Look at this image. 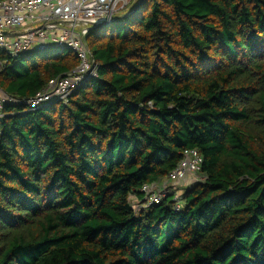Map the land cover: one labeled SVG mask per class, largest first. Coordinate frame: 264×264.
I'll return each mask as SVG.
<instances>
[{"label":"trees","instance_id":"obj_1","mask_svg":"<svg viewBox=\"0 0 264 264\" xmlns=\"http://www.w3.org/2000/svg\"><path fill=\"white\" fill-rule=\"evenodd\" d=\"M122 11L86 35L96 75L66 101L26 104L74 52L0 49V264H264V0ZM192 149L179 206H144Z\"/></svg>","mask_w":264,"mask_h":264},{"label":"built area","instance_id":"obj_2","mask_svg":"<svg viewBox=\"0 0 264 264\" xmlns=\"http://www.w3.org/2000/svg\"><path fill=\"white\" fill-rule=\"evenodd\" d=\"M132 0H1L0 49L16 56L31 49L66 47L74 52L79 66L71 73L52 79L35 97L26 101L32 111L54 101H66L81 82L96 75V64L85 37L90 27L109 21L126 9ZM5 94V93H4ZM7 102L16 103L9 95L0 94V118L6 116ZM202 157L196 150H186L182 162L162 181L144 185L145 204L158 203L173 192L188 174L199 176ZM180 204V196L174 191Z\"/></svg>","mask_w":264,"mask_h":264},{"label":"rangeland","instance_id":"obj_3","mask_svg":"<svg viewBox=\"0 0 264 264\" xmlns=\"http://www.w3.org/2000/svg\"><path fill=\"white\" fill-rule=\"evenodd\" d=\"M138 0H132L131 1V3H130V5H134V4H136V2H137ZM129 5V6H130ZM123 11H120V12H118L114 17H116V16H118V14L119 13H122ZM113 17V18H114ZM92 27H90V29H91ZM90 29H89V31H90ZM0 94L1 95H5L4 94V92L0 89ZM198 180H200V177L199 176H197V175H192L191 177H190V179H188L185 183H180L178 186H176L175 188H174V190H173V192L175 191L176 192V194L179 196L180 194H182L183 193V191L185 190V188H187L188 186H190V185H192L194 182H197ZM138 197L137 196H133L132 197V201H133V203H136V201H138ZM136 207H138V205H136Z\"/></svg>","mask_w":264,"mask_h":264},{"label":"water","instance_id":"obj_4","mask_svg":"<svg viewBox=\"0 0 264 264\" xmlns=\"http://www.w3.org/2000/svg\"><path fill=\"white\" fill-rule=\"evenodd\" d=\"M142 2H143V0H139V1L136 3V8H137ZM115 18H118V17L116 16V17L112 18V19L110 20V22H112V20L115 19ZM108 23H109V21H102V22H99V23L95 24V26H96V25H101V24H108Z\"/></svg>","mask_w":264,"mask_h":264},{"label":"crops","instance_id":"obj_5","mask_svg":"<svg viewBox=\"0 0 264 264\" xmlns=\"http://www.w3.org/2000/svg\"><path fill=\"white\" fill-rule=\"evenodd\" d=\"M191 176H192V174H188L187 177L183 180L182 183H185L188 179H190Z\"/></svg>","mask_w":264,"mask_h":264}]
</instances>
